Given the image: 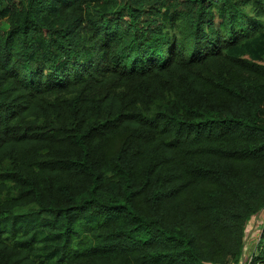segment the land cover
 Returning <instances> with one entry per match:
<instances>
[{"label": "trees", "instance_id": "trees-1", "mask_svg": "<svg viewBox=\"0 0 264 264\" xmlns=\"http://www.w3.org/2000/svg\"><path fill=\"white\" fill-rule=\"evenodd\" d=\"M263 210L264 0H0V264H264Z\"/></svg>", "mask_w": 264, "mask_h": 264}, {"label": "rangeland", "instance_id": "rangeland-1", "mask_svg": "<svg viewBox=\"0 0 264 264\" xmlns=\"http://www.w3.org/2000/svg\"><path fill=\"white\" fill-rule=\"evenodd\" d=\"M264 227V210L257 216L250 219L246 227L245 233V250L243 253V262L250 260L252 255L258 252V246L261 241V236Z\"/></svg>", "mask_w": 264, "mask_h": 264}]
</instances>
